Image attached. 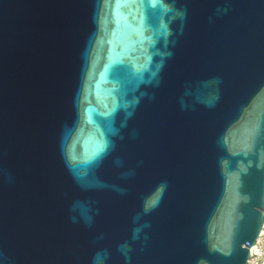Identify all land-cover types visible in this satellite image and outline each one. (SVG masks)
Here are the masks:
<instances>
[{"label":"water","instance_id":"obj_1","mask_svg":"<svg viewBox=\"0 0 264 264\" xmlns=\"http://www.w3.org/2000/svg\"><path fill=\"white\" fill-rule=\"evenodd\" d=\"M263 223L264 0H0V264H247Z\"/></svg>","mask_w":264,"mask_h":264},{"label":"clouds","instance_id":"obj_2","mask_svg":"<svg viewBox=\"0 0 264 264\" xmlns=\"http://www.w3.org/2000/svg\"><path fill=\"white\" fill-rule=\"evenodd\" d=\"M149 43L154 44L155 41L152 40L151 38H149ZM150 61H151V55H148L146 57L145 64L139 65V66L133 65V68L135 71L139 72L142 68H146L147 62H150ZM118 106L119 105L117 104V102L114 98L113 103H112V107L108 111L101 113V115H103V116L111 115V113L114 112ZM125 106H127V102L125 103ZM88 119H89V121L92 120V114L90 111L88 113ZM107 146H108V141H107L106 137H104L103 133H101L100 139L98 141H96V143H95V147L92 149V151L90 153L86 154L82 159L77 160V158L75 156L67 157L69 167L75 168V167L79 166L80 164L91 163L93 160H95L99 155H101L106 150Z\"/></svg>","mask_w":264,"mask_h":264},{"label":"built area","instance_id":"obj_3","mask_svg":"<svg viewBox=\"0 0 264 264\" xmlns=\"http://www.w3.org/2000/svg\"><path fill=\"white\" fill-rule=\"evenodd\" d=\"M247 264H264V223L254 245L250 247Z\"/></svg>","mask_w":264,"mask_h":264}]
</instances>
